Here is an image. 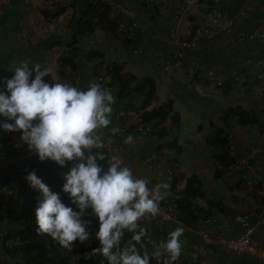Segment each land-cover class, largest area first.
I'll return each instance as SVG.
<instances>
[{"label":"clouds","instance_id":"9594fccd","mask_svg":"<svg viewBox=\"0 0 264 264\" xmlns=\"http://www.w3.org/2000/svg\"><path fill=\"white\" fill-rule=\"evenodd\" d=\"M11 70L10 77H0V131L19 133V140L40 162L50 160L61 168L71 162L62 174L67 204L34 169L24 176L39 193L36 234L47 235L53 245L69 251L94 238L98 246L93 251L107 264H150V258L158 264H176L182 252V226L154 242L150 253L141 251L148 237L141 221L158 216L170 185L150 186L149 179L134 174L118 152L103 151L120 131L109 128L116 103L113 92L100 83L80 88L49 82L44 79L49 69L39 63L22 61ZM124 142L131 144L133 136ZM86 214L95 218L94 233Z\"/></svg>","mask_w":264,"mask_h":264},{"label":"rangeland","instance_id":"374dc122","mask_svg":"<svg viewBox=\"0 0 264 264\" xmlns=\"http://www.w3.org/2000/svg\"><path fill=\"white\" fill-rule=\"evenodd\" d=\"M58 1L66 4V13L50 20L43 19L40 10L52 9L55 2ZM75 4H77V0H0V77H10L13 74L11 69L22 61H28L30 65L39 63L42 68H48L53 83L72 85L69 78L71 72L68 67L61 64L60 58L67 54L70 37L67 22L72 11L76 10ZM8 7H12V9ZM108 14L110 17L111 12L108 11ZM78 48L83 52L98 50L105 58L114 54L115 57L112 59H116L115 62L131 66L142 65L138 68L137 73L146 72L147 62L132 54L129 42L119 32L115 34L100 33L99 29L95 27L92 33L80 39ZM109 62L114 61L109 58ZM104 66V64L99 66L98 72L104 70ZM191 71L194 75L189 76L188 73H185L188 77L182 76L186 81V86L180 93L176 91L171 93L173 97H176L175 108L182 114L178 128L174 129L176 141L183 148L181 154L175 155L174 164L177 177L180 180L178 184L183 188L186 183L198 180L202 184L206 198L218 200L231 212L261 207L260 198L264 197V193L262 194L264 142L260 141L261 134L264 133V74L260 79L243 75V79L239 81L231 80L233 84L230 82L228 89L222 92L214 77L204 79L199 76L198 69ZM165 72H162L163 76L169 74ZM168 78L171 76L169 75ZM178 94L187 97L186 101L181 102L180 98L178 99ZM168 96L169 93L165 86L157 84V101L153 100L148 108L161 105ZM206 98L210 101V108L205 112L203 109L202 112L199 111L194 115L192 113L190 118L187 117L191 107L204 106ZM235 106L241 107L249 120L255 116L257 122L247 120L246 123H242L237 115L232 116L229 127L226 129L230 154L236 160H244L245 163L238 172H229L230 170L227 169L221 174L222 176L215 178L213 170L220 169L221 165L211 156L212 146L205 142V136L214 129L216 124H219L223 111L227 108H235ZM216 108L219 110L218 115L214 114ZM130 119L131 117L128 116L127 121ZM159 124L160 127L168 128L169 121L166 119ZM166 135L164 138L169 137L167 133ZM4 136L8 137V142L18 141L17 133L0 131V146L1 138ZM161 146L160 148L166 156L174 157V152L166 149L164 142L161 143ZM63 173V171L59 172L61 176ZM193 202L195 207L206 208L203 199L195 198ZM35 207L36 203H33V213ZM149 220H152L151 222L157 220L162 224L158 221V216L149 218ZM10 226L12 229L20 228L18 224L14 223H11ZM173 229L175 226L172 227ZM185 239V235L180 237L183 243ZM186 241L188 240L186 239ZM46 243L49 255L64 256L70 260L71 264H77V254L74 248L71 251L59 248L53 245L50 239ZM16 244L17 241L14 240L13 247ZM137 247L140 248L139 245ZM144 248L145 246L141 251H145Z\"/></svg>","mask_w":264,"mask_h":264},{"label":"built area","instance_id":"2783aa9c","mask_svg":"<svg viewBox=\"0 0 264 264\" xmlns=\"http://www.w3.org/2000/svg\"><path fill=\"white\" fill-rule=\"evenodd\" d=\"M143 1L149 5L152 11L158 9L160 4V0ZM217 1L213 0V2ZM87 2L95 6L105 4L108 11L111 12V18L114 17V13L117 11L119 17L113 19L116 32L121 33L127 40H133V32L139 29V24L137 23L136 14L131 8L123 4H114L111 0H87ZM253 9V4L244 2L238 10L239 19L245 18ZM234 24V20L225 12L211 8L206 22H202V24H198L189 29L183 36H179L175 30H169L167 42L168 44L178 45L181 51L178 52L177 56H181L183 51L194 47L203 39L211 41L219 35L229 36L234 31ZM233 41L237 44L246 41L263 42L264 11L261 20L255 23L252 30L236 32ZM131 51L134 56L139 54L138 48H132ZM154 53L155 56H159L160 54L157 50ZM160 61L163 62L164 69L170 66V62L163 60L162 56L160 57ZM212 73L211 69L206 71L208 76L212 75ZM91 81L92 83H100L110 90V74L105 70L97 72V75ZM218 84H221V81ZM141 113L142 110L139 108H120L118 111H113L112 123L109 125V128L116 127L120 131L115 136H111V142L106 144L104 150L109 155L118 152L124 164L132 168L134 174L140 177L147 178V172H151L152 175L149 179L150 186L163 182L171 185L176 171L167 163L164 156L165 152L160 147L156 148L158 142L156 132L160 128V124L154 121H143L141 119ZM128 116L131 117L130 121H127ZM132 133H134V136L131 144L119 142V138H124V136L131 135ZM105 135H110V133L105 130ZM17 138L18 141L16 142L11 141L16 155L9 157L3 151H0V164L5 165L16 158L31 155L27 147L19 140V137ZM260 139V141L264 142V133L261 134ZM160 141L162 140L159 139ZM244 163V160L239 161L235 159L234 164L228 168L230 170L229 172H238L243 168ZM26 172L13 182L0 186V264H25V254L18 251L13 254L7 251V249L11 250L13 247V240L8 239L7 234L11 228V223L18 224L20 228L35 223L30 198L37 191L30 188L25 181L24 176ZM35 173L38 177L40 176L38 171L35 170ZM178 182L174 185L175 190H172L170 197L167 198L165 196L160 202L158 221L161 223L170 221L181 226L176 216L175 199L178 196V190L182 189V186ZM263 193L264 183L262 184ZM260 201H262L261 207H254L246 211H236L228 214L214 213L206 218L203 217L195 221L189 227L185 228L198 233L199 238L204 243H211L214 246L225 248L232 255H244L264 260V243L256 239L260 227L264 228V197L260 198ZM11 209H14L15 212H12ZM17 216L23 218V223L16 219ZM234 225H237V228ZM129 235L126 233L125 239ZM150 243L151 237L148 234L143 244L144 246H148ZM152 250L153 248L151 250L146 249L145 251L150 253ZM176 264H179V261Z\"/></svg>","mask_w":264,"mask_h":264},{"label":"trees","instance_id":"16d2710c","mask_svg":"<svg viewBox=\"0 0 264 264\" xmlns=\"http://www.w3.org/2000/svg\"><path fill=\"white\" fill-rule=\"evenodd\" d=\"M77 2L82 3V5L80 4V7L72 11L70 19L67 22V26L70 30V37L67 54L60 58L61 64L68 67L70 70L71 74L69 78L72 86L80 88H86L92 83L91 80L97 75L99 66L104 64V70L110 74V91H112L116 97V103L113 106L114 112L118 111L120 108H139L142 110L141 119L145 122L154 121L160 123L168 119V128L160 127L156 132L158 141L156 148L162 147L159 142L160 139L162 143L164 142L166 149L174 152L173 158L164 154L167 163L176 171L174 180L171 182L168 194L166 195V197L169 198L172 190H175L174 185L176 182L180 181L177 177V170L174 164L176 156L183 151L182 146L176 141L177 139L174 135V129L179 126L180 114L173 109V100L171 98H167L165 102L155 108H148L152 101L156 100V87L149 75L137 78L131 73L122 72V65L118 62H103V54L98 50H86L84 52L79 50L78 43L80 39L92 33L95 27L99 29L100 33L110 34H115L116 29L114 20L109 17L108 8L105 4L94 7L95 5L89 4L87 0H77ZM93 8H95V10H93ZM10 9H12V7ZM65 9L66 4L58 1L55 2L52 9L40 10V14L43 19L50 20L62 14ZM127 41L129 42L130 40ZM44 79L53 83L50 76H46ZM220 86L222 92L226 91L229 87V80H226L224 83L222 82ZM233 115H237L239 121L242 123H246L247 120L257 122L255 116H253L252 120H249L246 116V112L239 106L227 108L223 111L219 119V124H216L214 129L205 136V142L212 146L211 156L221 165L220 169L213 170V176L215 178L222 176L221 174L235 162V158L230 154V146L226 132V129L229 127V121ZM166 133L169 135L167 139L164 138L167 136ZM17 136L19 137V133H17ZM172 137L174 138L172 139ZM0 151H3L9 157L16 155L12 142H8L7 136L1 138ZM103 151L105 150L103 149ZM70 163H67L61 168L50 160L43 162L38 161L34 154L16 158L8 164H0V186L11 183L18 179L23 172L34 169L40 173L39 175H41L43 182L49 186L50 190L59 193L61 201L67 204L68 197L61 191L63 179L59 172H66L68 167H70ZM151 175V172H147L148 179H150ZM194 181L195 182L191 181L186 183L182 189L178 190V196L175 199L177 209L176 216L179 224L183 228L189 227L195 221L203 217L206 218L214 213L228 214L231 212L222 206L218 200L206 198L202 190V184L198 180ZM195 198L203 199L206 208L195 207L193 202ZM18 218L21 217L17 216L16 219ZM84 218L92 220V230L94 233L95 218L87 214ZM20 222L23 223V218L20 219ZM35 228V223L25 225L18 230L10 228L7 238L17 241V244L12 247L11 250L7 249V251L13 254L17 251L25 254V264H71L67 257L49 255L46 241L50 238L47 235L36 234ZM97 246L98 242L94 238H90L84 243H76L74 249L77 254V264H107L98 252L93 251ZM58 247L62 248L60 246ZM150 264H158V261L150 258Z\"/></svg>","mask_w":264,"mask_h":264},{"label":"crops","instance_id":"0c3cea01","mask_svg":"<svg viewBox=\"0 0 264 264\" xmlns=\"http://www.w3.org/2000/svg\"><path fill=\"white\" fill-rule=\"evenodd\" d=\"M111 2L123 4L135 12L139 29L134 30L133 33L135 35L133 40L129 41V45L131 48H138V59H143L144 62H147L145 73H137L138 68L142 67V65L131 66L120 63L122 65V72H129L137 78L149 75L154 82L156 90L157 84L164 85L169 93L166 99L171 98L173 100L172 107L179 112L180 120L182 119V114L175 108L176 97H173L171 93L175 91L180 93L182 88L186 86V81L182 78V76L188 77L185 73L192 76L194 73L192 74L191 70L198 69L200 71L198 72L199 76H202L204 79L214 77L217 84L220 81L224 83L226 80H229V83L232 82L231 80L239 81L243 79V75H250L254 79H260L261 75L264 74V41H246L241 44L234 43L233 41L236 32L250 31L255 23L261 20L264 11V0H218L217 2H213V0H160L159 7L155 11H152L143 0H111ZM244 2L253 4L254 9L245 18L239 19L238 10ZM80 4L77 2L75 7H80ZM211 8L225 12L234 20L233 33L227 37L219 35L211 41L203 39L194 47L183 51L181 56H177L181 50H179L178 45L168 44L167 34L169 30H175L179 36H183L189 29L202 24V22H206ZM64 13L66 11L62 12V14ZM118 17L119 14L116 11L113 19H117ZM155 50L160 52L159 56H155ZM161 56L163 60L170 62L169 67L163 68V62L160 61ZM114 57V54L109 56L111 61L115 62L116 59H112ZM109 58L103 57V61L109 62ZM210 69L213 72L212 76L206 74V71ZM163 71L169 74L163 76ZM169 75L171 78H168ZM178 95L176 96H178V99L180 98L181 102L186 101L187 97ZM155 101H157V97ZM204 102L203 107L192 105L193 108L190 106L191 111L187 113V117L190 118L192 113L194 115L199 111L202 112L203 109L204 112L209 109V99L206 98ZM218 111L216 108L214 114L218 115ZM131 135L134 136V133ZM125 137L119 138V142L125 143ZM39 177L42 179L41 175ZM38 198L39 193L36 192L30 198L31 205L36 203ZM11 211L15 212L14 209H11ZM20 219L18 218L19 221ZM151 221L149 219L141 221L148 229V234L151 237V243L145 246V250L154 248V242L165 238L167 233L172 230V227L174 228L175 226L176 228L178 226L173 222L164 221L160 224L157 220ZM234 227L237 228V225H234ZM183 235H185L188 241L185 239L183 240L184 243L182 242V252L178 259L179 264H264L263 259L244 255H232L225 248L214 246L211 243L206 244L199 238L198 233L187 228H184ZM256 239L264 243V228L260 227Z\"/></svg>","mask_w":264,"mask_h":264}]
</instances>
